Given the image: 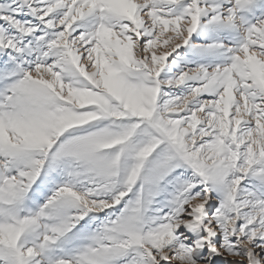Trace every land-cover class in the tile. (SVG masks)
<instances>
[{
    "label": "snow or ice",
    "instance_id": "6c2138e0",
    "mask_svg": "<svg viewBox=\"0 0 264 264\" xmlns=\"http://www.w3.org/2000/svg\"><path fill=\"white\" fill-rule=\"evenodd\" d=\"M0 264H264V0H0Z\"/></svg>",
    "mask_w": 264,
    "mask_h": 264
}]
</instances>
